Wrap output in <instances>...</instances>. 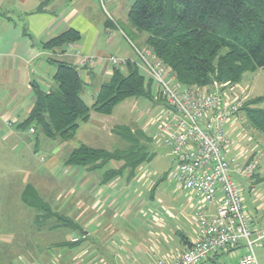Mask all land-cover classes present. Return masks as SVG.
Wrapping results in <instances>:
<instances>
[{
	"label": "crops",
	"instance_id": "1",
	"mask_svg": "<svg viewBox=\"0 0 264 264\" xmlns=\"http://www.w3.org/2000/svg\"><path fill=\"white\" fill-rule=\"evenodd\" d=\"M133 2L134 0H0V213L8 207H17L19 213L24 212L30 218L29 229L37 232L63 230L67 238L53 244L64 249H78L77 264H159V260L171 262L179 252L196 240L197 211L204 208L207 213H214L219 199L218 196L216 201L207 204L187 189H179V176L178 185L170 182L161 184L165 177L147 180L142 172L143 165L151 161L153 153L150 160L139 164L132 174L129 173V168H125L110 180L102 181L103 173L109 169H117L121 162L110 161L113 166L105 168L108 162L92 170L67 165L65 160L70 153L66 154L64 149L67 140L47 136L59 144H56L57 147L49 157H39V163H45L42 169L33 161L31 166L13 164L8 167L5 152L11 155L18 142H30L23 133L26 128H29L30 133L35 132L33 125H22L35 101L32 85L36 84L45 92L54 88L53 74L57 61L72 65L79 77L80 68L85 69V75L94 78L89 82L90 91L94 95L100 85L110 79L116 66L108 60L109 55L137 62L132 45L141 47L147 35L136 30L128 19V11ZM123 26L132 36L130 40L125 39L127 47L122 39L115 43L119 35L127 36ZM69 29L77 31V40L65 42L58 47L43 48L44 43ZM84 57L92 58L81 63ZM118 67L124 70V66ZM111 116L112 112L102 114L92 110L88 119L79 124L76 130L77 132L83 126L82 132L87 143L82 144L101 148L91 146V143L99 141L101 136L110 138L115 134L113 128L118 125L140 130L151 141L144 129L131 123L109 122ZM240 116L246 118L243 111L231 118L238 119ZM247 123L248 127L264 138L262 132L248 120ZM30 127L34 130L30 131ZM226 130L231 140L233 132H228L230 127ZM10 142L15 145L10 146ZM231 142V156H236L241 161L259 157L257 170L251 178L246 179L236 172L232 174L240 188L243 206L251 217L252 226L256 228L264 221V190L259 185L264 180V149L259 155L256 150H243L236 147L232 140ZM37 146L32 145L29 154L32 152L35 156ZM52 146L50 142L45 143V147L49 149ZM113 149L115 148L111 150ZM27 185L49 204L53 213L70 218L78 227L72 229L61 226L54 216L45 217L41 210L26 204L22 199V192ZM178 190L181 192L178 193ZM37 217H40L38 221ZM72 233H78L79 243L70 244L68 237ZM86 239L114 240L113 245L95 246L92 241L88 245L84 244ZM259 246L264 244L257 247ZM223 252L225 250L215 257L216 263ZM259 264H264V260Z\"/></svg>",
	"mask_w": 264,
	"mask_h": 264
},
{
	"label": "trees",
	"instance_id": "2",
	"mask_svg": "<svg viewBox=\"0 0 264 264\" xmlns=\"http://www.w3.org/2000/svg\"><path fill=\"white\" fill-rule=\"evenodd\" d=\"M127 16L136 30L147 34L145 47L170 68L179 87L211 90L223 85L220 90H224L238 84L245 72L264 69V0H134ZM77 39V31L69 29L44 43L43 48ZM121 68H113L110 79L100 85L93 103L87 105L81 97L83 82L75 68L57 61L55 87L45 92L32 85L35 101L22 125H33L43 135L65 141L73 137L92 110L110 114L127 97L151 98L153 87L157 99L163 100L152 79L135 61L129 60L124 70ZM263 100L264 96L248 99L239 111L264 134V107L252 105ZM113 131L126 142L125 147L107 150L81 144L70 151L65 164L92 170L110 161L121 162L117 169L103 173L102 181H108L125 168L132 174L139 164L150 160L149 138L142 131L125 125L115 126ZM22 199L41 210L43 216H54L61 226L78 227L70 218L53 213L31 186L24 188ZM216 256L208 259L210 264H217Z\"/></svg>",
	"mask_w": 264,
	"mask_h": 264
},
{
	"label": "built area",
	"instance_id": "3",
	"mask_svg": "<svg viewBox=\"0 0 264 264\" xmlns=\"http://www.w3.org/2000/svg\"><path fill=\"white\" fill-rule=\"evenodd\" d=\"M133 50L139 58L136 64L163 97L164 117L158 122L156 133L170 149L182 186L207 204L219 196L214 213H207L204 208L197 211L196 240L171 262L158 263L210 264L208 259L216 254L242 247L244 251L236 261L224 264H259L254 247L264 244V221L259 227L252 226L232 175L236 172L251 178L259 157L241 161L231 156L232 142L225 131L226 121L239 111L246 96L231 97L227 90L233 87H179L170 68L149 48L140 50L134 46ZM91 58L84 57L80 62ZM108 60L116 66L132 61L116 55H109Z\"/></svg>",
	"mask_w": 264,
	"mask_h": 264
},
{
	"label": "rangeland",
	"instance_id": "4",
	"mask_svg": "<svg viewBox=\"0 0 264 264\" xmlns=\"http://www.w3.org/2000/svg\"><path fill=\"white\" fill-rule=\"evenodd\" d=\"M123 28L127 32L125 33L127 36L125 35V37H123L124 35H119V38L115 39V43L121 41L122 39V43H125L127 47L128 44L126 40L132 39V36L128 33V29L126 27L123 26ZM142 33L147 35L145 32ZM114 46H116V44ZM130 48L127 49L129 50ZM136 48L141 50L147 47L142 45L141 47L136 46ZM132 52L133 56L136 58L137 55L134 50H132ZM136 61L139 62V58H136ZM80 70V77L83 80L81 96L83 100L90 105L94 93L93 91H90L91 83L89 82H92L94 78L86 76L85 69L80 68ZM220 87H223V85ZM227 92L231 97L246 96V101L257 96H264V69L260 68L254 72H245L240 82L234 85L231 90H227ZM151 95V98L145 96L125 98L113 108L112 116L109 117L108 121L118 124L131 123L144 129L146 134L151 138V141H148L147 144L154 155L151 161L143 165L142 172L145 173L144 177L147 178V180L150 179V181L156 180L160 177H165L161 184L164 185L165 183L170 182L172 185H178L179 174L174 162L172 161V156L169 155V148L162 143V138H160V136L156 133L158 122H160L164 117L163 110L165 103L163 100L157 99L155 96V89H153ZM252 105H255V107H264V100ZM232 121L234 122V125H232ZM81 124L82 123H80V125ZM229 127L230 130H228V132H233L231 140L234 142L233 144L236 147L249 151L256 150L259 155L263 153L264 138L263 136H260L256 130L248 127L246 118L240 116L238 119L235 117L230 120L228 119L225 123L226 134H228L226 129H229ZM82 131L83 126H81L73 138L65 142L64 149L66 154L79 144H82L83 142L87 143V141H85V134ZM252 132L262 140L256 138L257 136H254ZM23 133L27 136L30 142H18L17 148L13 150L11 155L5 152V157L9 163L8 167L13 164H27L31 166L33 161L34 163L36 162L35 164L38 168L42 169L45 166V163H39V157L41 155L46 158L49 157L59 143L56 142V140L47 138L38 130H35L34 133H30L29 128H26ZM139 140L145 141L141 138H139ZM47 142H50L53 145L50 149L45 147V143ZM34 144L38 145V151L35 156L32 152L29 154L31 147ZM9 145H15V143L10 142ZM91 146L111 150L112 148L124 147L125 141L120 139L119 136L113 134L110 138L102 136L99 137V141L91 143ZM262 159V165L264 166V157H262ZM115 164L118 165V163ZM109 166H113L112 162H109L105 168ZM19 178L21 179V175ZM259 185L264 190V180H262ZM259 185L257 188H259ZM178 186L179 189H185L182 184L181 188L180 184ZM179 192H181V190H178V193ZM145 209H147V207ZM30 222V218L27 214L24 212L19 213L17 207H8L6 210L3 209L1 211L0 264H77L76 258L78 256L76 251H78V249H64L53 244L59 240H63V238H67V236L65 237L63 230H61V232H58V230H41L37 232L35 229H29V225L31 226ZM68 238H70V240L78 239V233H72ZM113 240L108 239L103 241L99 239H86L84 244L88 245L89 242L92 241V244L94 242L95 246H107L110 244L113 245ZM243 251L244 249L242 247L235 248L230 251L225 250V252L220 254L218 264L236 261ZM254 253L258 262L261 263V261L264 260V246H255ZM97 256L100 258L99 255Z\"/></svg>",
	"mask_w": 264,
	"mask_h": 264
}]
</instances>
